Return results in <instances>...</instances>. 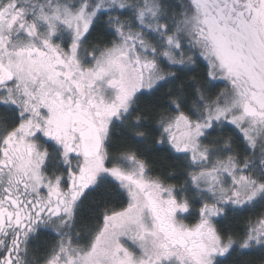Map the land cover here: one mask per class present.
I'll return each instance as SVG.
<instances>
[{
  "label": "snow or ice",
  "instance_id": "1",
  "mask_svg": "<svg viewBox=\"0 0 264 264\" xmlns=\"http://www.w3.org/2000/svg\"><path fill=\"white\" fill-rule=\"evenodd\" d=\"M0 264H264V0H0Z\"/></svg>",
  "mask_w": 264,
  "mask_h": 264
}]
</instances>
